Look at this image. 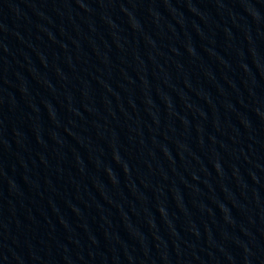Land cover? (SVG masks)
<instances>
[{
	"label": "water",
	"instance_id": "obj_1",
	"mask_svg": "<svg viewBox=\"0 0 264 264\" xmlns=\"http://www.w3.org/2000/svg\"><path fill=\"white\" fill-rule=\"evenodd\" d=\"M0 264H264V0H0Z\"/></svg>",
	"mask_w": 264,
	"mask_h": 264
}]
</instances>
